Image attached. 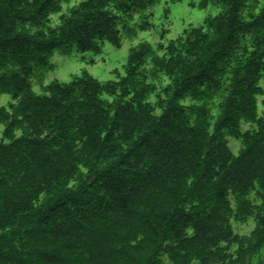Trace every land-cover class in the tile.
I'll use <instances>...</instances> for the list:
<instances>
[{
	"label": "trees",
	"instance_id": "16d2710c",
	"mask_svg": "<svg viewBox=\"0 0 264 264\" xmlns=\"http://www.w3.org/2000/svg\"><path fill=\"white\" fill-rule=\"evenodd\" d=\"M71 1L0 0V264H245L264 243V0H202L220 13L161 56L132 49L119 81L34 95L54 52L120 47L156 2L80 0L51 26Z\"/></svg>",
	"mask_w": 264,
	"mask_h": 264
},
{
	"label": "rangeland",
	"instance_id": "374dc122",
	"mask_svg": "<svg viewBox=\"0 0 264 264\" xmlns=\"http://www.w3.org/2000/svg\"><path fill=\"white\" fill-rule=\"evenodd\" d=\"M79 2L80 0H74L63 4L61 13L51 17L50 25H58L60 14L66 13ZM219 13L220 9L212 4L203 6L202 0H156L147 13L151 15L147 19L151 24L150 28L142 29L141 25L145 20L141 15H135L128 26L131 31L119 27L120 47L105 41L97 49L84 53L75 48L67 53L54 52L49 57L50 68L37 70L31 78V91L34 95H43L51 83L70 84L75 78L90 77L100 83L119 81L126 75L132 49L146 44L161 56L163 50L160 45L167 47L171 42L181 41L186 32L201 27L207 19L214 18ZM260 85L264 90V81ZM10 102L12 100L9 95L0 94V107L7 108ZM245 127L244 124L243 129ZM3 130L4 126L0 124V143ZM229 142L233 154L237 155L241 149L240 143L235 139H229ZM253 228L252 221L249 225H234L236 233L240 235H248ZM245 264H264V243L251 256L246 257Z\"/></svg>",
	"mask_w": 264,
	"mask_h": 264
}]
</instances>
